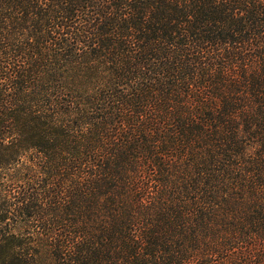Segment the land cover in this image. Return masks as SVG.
I'll list each match as a JSON object with an SVG mask.
<instances>
[{
  "label": "trees",
  "instance_id": "16d2710c",
  "mask_svg": "<svg viewBox=\"0 0 264 264\" xmlns=\"http://www.w3.org/2000/svg\"><path fill=\"white\" fill-rule=\"evenodd\" d=\"M0 264H264V0H0Z\"/></svg>",
  "mask_w": 264,
  "mask_h": 264
}]
</instances>
